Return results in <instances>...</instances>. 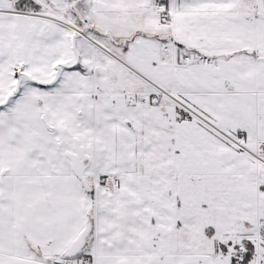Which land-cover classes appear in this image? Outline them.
I'll return each instance as SVG.
<instances>
[{
    "label": "snow or ice",
    "instance_id": "1",
    "mask_svg": "<svg viewBox=\"0 0 264 264\" xmlns=\"http://www.w3.org/2000/svg\"><path fill=\"white\" fill-rule=\"evenodd\" d=\"M0 264H264V0H0Z\"/></svg>",
    "mask_w": 264,
    "mask_h": 264
}]
</instances>
